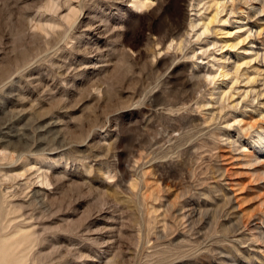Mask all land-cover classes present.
I'll return each mask as SVG.
<instances>
[{
	"label": "rangeland",
	"instance_id": "obj_1",
	"mask_svg": "<svg viewBox=\"0 0 264 264\" xmlns=\"http://www.w3.org/2000/svg\"><path fill=\"white\" fill-rule=\"evenodd\" d=\"M262 172L264 0H0L6 262L264 264Z\"/></svg>",
	"mask_w": 264,
	"mask_h": 264
},
{
	"label": "bare ground",
	"instance_id": "obj_2",
	"mask_svg": "<svg viewBox=\"0 0 264 264\" xmlns=\"http://www.w3.org/2000/svg\"><path fill=\"white\" fill-rule=\"evenodd\" d=\"M262 176H264V172L261 173ZM3 204H2V200L0 199V231L3 227ZM14 232V231H13ZM16 232V231H15ZM264 233V232H263ZM9 234V233H8ZM264 235V234H263ZM6 236V235H5ZM11 236V235H10ZM2 237V236H1ZM19 237V236H18ZM262 238V237H261ZM263 239V238H262ZM7 240H1L0 241V264H21V261L23 259V255L19 256L16 260H13L12 262H6V260L8 259V257L10 258V252L9 249L6 248L7 245ZM9 244V243H8ZM19 244V243H18ZM15 245V244H14ZM13 246V245H12ZM17 246V245H16ZM27 249V248H26ZM12 258V257H11Z\"/></svg>",
	"mask_w": 264,
	"mask_h": 264
}]
</instances>
